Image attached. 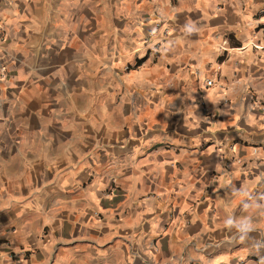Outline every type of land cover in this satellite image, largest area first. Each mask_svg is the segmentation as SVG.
<instances>
[{"label":"crops","instance_id":"obj_1","mask_svg":"<svg viewBox=\"0 0 264 264\" xmlns=\"http://www.w3.org/2000/svg\"><path fill=\"white\" fill-rule=\"evenodd\" d=\"M252 40L264 0H0V264H264Z\"/></svg>","mask_w":264,"mask_h":264},{"label":"built area","instance_id":"obj_2","mask_svg":"<svg viewBox=\"0 0 264 264\" xmlns=\"http://www.w3.org/2000/svg\"><path fill=\"white\" fill-rule=\"evenodd\" d=\"M249 46L255 50H259L264 53V40H252ZM245 47V46H242ZM212 80H208V84H211Z\"/></svg>","mask_w":264,"mask_h":264}]
</instances>
